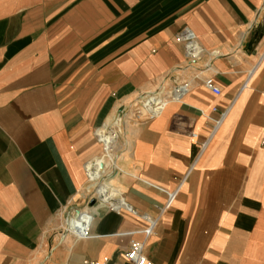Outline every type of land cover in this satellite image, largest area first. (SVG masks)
Listing matches in <instances>:
<instances>
[{"label":"crops","instance_id":"obj_1","mask_svg":"<svg viewBox=\"0 0 264 264\" xmlns=\"http://www.w3.org/2000/svg\"><path fill=\"white\" fill-rule=\"evenodd\" d=\"M149 94L109 170L134 212L114 210L86 164ZM130 240L152 264H264V0H0V264H126Z\"/></svg>","mask_w":264,"mask_h":264},{"label":"built area","instance_id":"obj_2","mask_svg":"<svg viewBox=\"0 0 264 264\" xmlns=\"http://www.w3.org/2000/svg\"><path fill=\"white\" fill-rule=\"evenodd\" d=\"M176 41L182 42L185 47L186 54L189 56L196 57L200 54L201 48L198 46L195 36L192 33L191 30L188 28H184L181 32L177 34L175 37ZM205 86L210 89L213 93L218 94L219 88L210 80L207 79L204 82ZM185 91V87L181 86L178 87L175 92L173 93V96H179L181 93ZM162 102L159 104L156 110L157 111ZM152 114V113H149ZM190 139L193 143L197 140V135L192 133L190 135ZM173 194H169L168 198L169 201L171 200ZM108 204L110 205L111 209L117 210L120 207L124 206L128 208L130 211L134 212L130 207H127L125 203L119 200H112L111 198L108 201ZM142 217L147 221V226L142 230L145 236H148L152 233L157 219L156 218H150L146 215H142ZM88 222H89V215L86 213H82L78 211V214L76 213L69 219L68 225H67V231L71 232L77 237H85L88 236ZM124 256L127 260L126 264H152V262L145 256L143 252V242L137 241V240H130L128 248L124 252ZM82 264H101L94 260H85Z\"/></svg>","mask_w":264,"mask_h":264},{"label":"bare ground","instance_id":"obj_3","mask_svg":"<svg viewBox=\"0 0 264 264\" xmlns=\"http://www.w3.org/2000/svg\"><path fill=\"white\" fill-rule=\"evenodd\" d=\"M162 101V98L149 94L146 98L140 100L142 103L141 111L145 114L153 113ZM117 123L115 118H112L98 128L97 137L102 144V153L86 164V174L89 180L93 181L102 175H109L108 179L100 182L95 188V193L105 201H109L110 198L117 195V189L114 187L109 172L116 165V155L113 154V149L116 144L117 132L112 129V126ZM108 168L109 170H107Z\"/></svg>","mask_w":264,"mask_h":264},{"label":"rangeland","instance_id":"obj_4","mask_svg":"<svg viewBox=\"0 0 264 264\" xmlns=\"http://www.w3.org/2000/svg\"><path fill=\"white\" fill-rule=\"evenodd\" d=\"M141 102H138L135 100L134 102L130 103L126 107L122 108L117 115H115V120L118 122L116 125L112 126V129L117 132L116 137V144L113 149V154L117 155L119 150L122 148V146H125V131L128 127L131 126L135 122L134 115H137L141 111ZM109 170V168L107 169ZM109 177L108 175H106ZM106 179V178H104ZM104 179L102 177L98 178L97 180H94L91 182L93 186V193H95L96 184L98 185L100 182H102ZM108 179V178H107Z\"/></svg>","mask_w":264,"mask_h":264},{"label":"water","instance_id":"obj_5","mask_svg":"<svg viewBox=\"0 0 264 264\" xmlns=\"http://www.w3.org/2000/svg\"><path fill=\"white\" fill-rule=\"evenodd\" d=\"M78 214V211H76V215Z\"/></svg>","mask_w":264,"mask_h":264}]
</instances>
